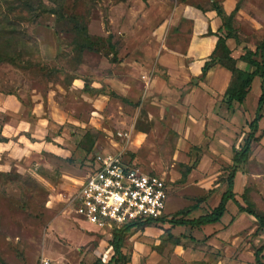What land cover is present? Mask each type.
<instances>
[{"label": "rangeland", "instance_id": "1", "mask_svg": "<svg viewBox=\"0 0 264 264\" xmlns=\"http://www.w3.org/2000/svg\"><path fill=\"white\" fill-rule=\"evenodd\" d=\"M6 1L0 0V18ZM214 3L232 15V56L264 42V0H63L60 18L14 14L22 17L20 32L0 34V54L15 61L0 62L2 261H109L114 227L89 225L76 198L89 160L103 151L123 152L127 162L166 181L167 219L187 209L188 217H197L218 204L232 152L243 145L241 132L253 114L242 105H235L240 113L224 114L223 88L207 92L215 117L191 112L195 95L187 85L205 78L197 68L203 60L187 56L189 42L201 31L196 18ZM215 18L213 33L222 27ZM228 77L225 89L233 81ZM257 136L234 192L241 202L245 194L264 218V118ZM263 245L264 229L229 204L215 226L134 227L122 251L128 264H257L255 252Z\"/></svg>", "mask_w": 264, "mask_h": 264}, {"label": "trees", "instance_id": "2", "mask_svg": "<svg viewBox=\"0 0 264 264\" xmlns=\"http://www.w3.org/2000/svg\"><path fill=\"white\" fill-rule=\"evenodd\" d=\"M48 2L50 6L45 3ZM11 0L6 1L5 10L1 13L2 17L0 18V34H17L19 33V26L17 20H21L22 17L14 15L16 12L27 11L33 15L39 13H46L54 15L57 17H62L64 14L60 12L58 7L63 2V0ZM5 2V1H4ZM3 2V3H4ZM9 3V4H7ZM11 4V5H10ZM213 11L216 15L222 20V27L218 28L217 33H213L210 27L207 29L206 36H214L216 38V43L212 53L209 55L208 60L204 63L201 68V78H204L206 73L210 68L215 65H220L227 69L233 78L232 83L225 90L223 95V103H225L227 111L229 114L233 112V103L241 104L246 96L249 93L251 84L255 78L260 79V95L257 100V106L254 113V117L251 121L246 124L245 129L242 133L245 136L243 145L237 150H233V156L230 163V172L226 177V189L221 194L218 204L212 208L209 212L194 217L188 218L191 213L190 209L177 211L171 218H166L165 216L159 218L155 221H148L143 224H127L119 228L114 227L112 232V240L110 246L112 248L113 254L110 257L109 261L104 264H128L130 258L123 253V243L125 240L126 233L129 232L132 228L138 226H144L147 224L153 223H162L169 224L171 228H201L207 225H213L221 222V219L227 212V204L230 202L237 209V212L240 214H246L250 217H253L259 224L261 228L264 229V218L259 215L255 210L252 204L248 201L245 194L241 195L240 198L242 202L238 200L239 196L234 192V178L237 171L240 167L247 164L248 159L251 155L252 146L254 143L258 142V130L259 122L263 118L264 112V42L259 43L254 51L247 50L243 55L238 59L241 62L248 64L252 70L250 72L240 70L236 66L237 60L231 57V50L226 45L228 39H232L236 42L237 36L235 30L232 26V15H226L224 10L217 5L213 4ZM13 14L10 18L9 15ZM15 20V23L13 22ZM12 26L10 31H7V27ZM14 27V28H13ZM77 33L83 35V28L76 26ZM224 31V34L221 35L220 32ZM86 37V36H85ZM87 38V37H86ZM22 45L23 41H19ZM11 43L6 46V48L11 47ZM22 47H24L22 45ZM89 50V47H84ZM86 50V49H85ZM219 53V57L216 58L215 54ZM0 62H15L14 59H9L7 55L0 54ZM195 208V207H194ZM173 244L175 246L180 245L179 239H174ZM264 251V245L261 246L255 252V261L257 264H264L260 261V255ZM1 264H6L0 258ZM92 264H101L100 261H95Z\"/></svg>", "mask_w": 264, "mask_h": 264}, {"label": "built area", "instance_id": "3", "mask_svg": "<svg viewBox=\"0 0 264 264\" xmlns=\"http://www.w3.org/2000/svg\"><path fill=\"white\" fill-rule=\"evenodd\" d=\"M88 165L76 198L78 212L89 225L111 229L165 216L169 191L159 175L130 164L123 152L97 153ZM41 264L50 262L42 259Z\"/></svg>", "mask_w": 264, "mask_h": 264}, {"label": "crops", "instance_id": "4", "mask_svg": "<svg viewBox=\"0 0 264 264\" xmlns=\"http://www.w3.org/2000/svg\"><path fill=\"white\" fill-rule=\"evenodd\" d=\"M215 17L219 18L216 15L215 11L211 10L209 12L202 13L198 18H196L197 20L200 21V26H202V27H200L201 31H199L197 37H195L194 35H192V37H191V40L189 42L190 46H189L188 55H187L188 58L194 59V60L195 59L196 60H203L204 63L208 60L209 55L212 53V51L214 49V46L216 43V38L214 36H206V35H204V32H206L207 29L209 27H211V25H214L217 23V19ZM229 40H232V39H228L227 40L228 42L226 41V45L231 50V57L237 60V62H236L237 68L240 70L250 72L252 70V68L248 64L238 60L240 58V56L243 55L244 53H239L238 56H232V50H234V47L231 48V43H229ZM203 62L200 64V66L204 65ZM200 66L197 68H198V70L200 69V71H201L202 67L200 68ZM229 75L231 76V73L227 69H225L224 67H222L220 65H215L208 70V72L206 73V75L204 77L205 79L203 81L198 82L197 86L187 85V88H189V91L191 92V94L195 95L193 97L194 107L191 110L193 117H195L197 115L202 116L204 118L215 117V111L213 110V103L215 102L214 98H213V93L212 92L207 93L208 89H211V88H218V89L223 88L224 92H223L220 100H221V103L224 104L223 105L224 114H227L228 116H232L236 112L240 113V110L236 109L237 107L235 105H238V106L242 105L243 107L246 106L245 109H248L249 113L253 114V117H254V113L256 110V106H257V100H258V97L260 95V79L255 78L253 80V82L251 84V88L249 90V93H250L251 89L254 86H255V89L257 90L255 97H254V100H253V103L248 102V98H247L249 95V93H248L245 100L241 104L233 103V112L231 114H229L227 111L225 103H223V101H222L223 95H224L225 90H226L225 89V85L227 83L226 80H228L230 78V77H228ZM0 100L1 101L4 100L2 96L0 97ZM263 118H264V112H263ZM104 152H110V151H104ZM232 156H233V152H232ZM232 156L230 158V162H231ZM235 178H236V175H235ZM229 204H231L233 206V204L229 202L227 204V210H228ZM166 207H167V205H166ZM226 213H225V215H226ZM201 215H203V214H201ZM224 216H223V218H224ZM188 218H194V217H188ZM223 218L221 219V222H222ZM217 224H219V223H217ZM217 224L207 225L204 227L215 226ZM201 228H203V227H201Z\"/></svg>", "mask_w": 264, "mask_h": 264}]
</instances>
